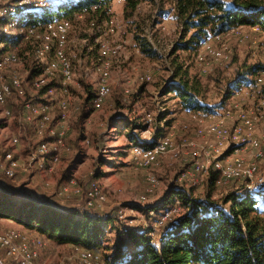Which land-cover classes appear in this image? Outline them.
Wrapping results in <instances>:
<instances>
[{
  "label": "rangeland",
  "instance_id": "rangeland-1",
  "mask_svg": "<svg viewBox=\"0 0 264 264\" xmlns=\"http://www.w3.org/2000/svg\"><path fill=\"white\" fill-rule=\"evenodd\" d=\"M54 6H49L48 9ZM112 12L111 20L99 27L85 21L83 15L74 19V28L68 44L75 65L74 83L68 97L70 115L66 146L69 149L64 152L54 173L45 174L34 169L24 171L27 158L37 145V138L22 121L19 107L13 106L10 118L4 117L0 108V147H5L9 143L13 133L19 136V144L14 148L20 166L16 178L4 185L6 189L4 192L14 193L12 199L19 203L31 200L57 204L64 209L79 208L83 211L85 206L78 199L83 197L84 187L88 181L96 179L106 193L107 200L101 211L91 212L112 214L116 217V226L108 229L103 244L98 248L103 259L107 261L114 251V242L120 237L119 232L123 231L121 227L155 228L156 231L151 237L158 242L167 228L158 227L156 223L162 211L176 207L177 211L173 212L172 218L188 211V207L183 206L179 197H175L172 203L163 204L165 202L163 199L171 188H184L189 197L198 200L209 199L225 210H228L230 205L224 203L225 197L229 193L246 189L245 180L231 182L219 180L212 184L207 173H196L192 170V163L196 158H200L201 146L204 143L194 131L202 123L196 117H191L188 110L180 108L176 94L163 92L176 67L182 65L188 70L190 78L200 81L202 90L199 101L205 106L206 111L202 114H212L215 116L213 119L220 118L218 115L224 111L235 112L237 110L235 104L243 110L252 109L261 96H264L263 90V93H259V87L254 86L255 90L246 87L253 83L254 77L258 74L253 77L248 75L249 67L264 66L263 28L255 31L252 30V26L241 25V36L232 32L233 28L224 33L223 38L216 44L218 47L226 46L227 58L216 62L210 60L206 72L202 73L192 52L178 50L172 53L174 45L180 39L181 30L173 20L172 12L157 20L154 28L150 26L148 18L152 17L151 21L155 19L156 9L147 3L140 5L134 15L133 19L137 24H131L124 19L123 0H115ZM24 13L20 14V19ZM31 13L39 15L46 14V11ZM32 18L33 15L27 14L21 20ZM3 29L0 23V38L3 41L19 36L17 31ZM138 36L149 41L151 52L141 50L136 40ZM11 43L9 47H13L17 52L28 50L23 37L17 40V43ZM102 43L107 44L110 49H116L117 54L110 57V93L100 105L92 107L91 101L87 102L86 99L97 87L100 54L103 55L99 46ZM30 55L26 57V67L32 62ZM146 76L150 77L149 80H146ZM240 76L248 79V83L237 85ZM83 112L85 117L82 118ZM147 114L151 115V122L155 123L152 127H148L150 122L147 120ZM234 120L235 116H232L230 122ZM131 131L135 134L136 142L129 138ZM161 133L170 136L176 150L162 155L157 165L149 169L135 164L130 159L131 146L137 142L149 144L151 139H157ZM261 140L264 145V138ZM230 152V149L226 150L222 156ZM231 156H241L247 161L253 160L251 153L244 152V148L240 152L232 153ZM260 159L257 162L264 169V158L262 161ZM150 172L156 177L154 185L147 179ZM70 176L76 178L82 193L72 194L71 198L77 200L65 202L64 197L55 196V192ZM261 190H264V187ZM260 200L264 204V194L260 195ZM134 203L142 206L158 205V208L164 209L145 212L135 209ZM118 215L123 217L120 218ZM9 228L40 235L34 227L11 217L0 216V232ZM45 238L48 241L40 254L41 263L77 264L75 259L77 247L84 248L83 245L59 243L53 238ZM122 239L127 244L124 235Z\"/></svg>",
  "mask_w": 264,
  "mask_h": 264
},
{
  "label": "trees",
  "instance_id": "trees-1",
  "mask_svg": "<svg viewBox=\"0 0 264 264\" xmlns=\"http://www.w3.org/2000/svg\"><path fill=\"white\" fill-rule=\"evenodd\" d=\"M65 1L67 0H56L52 3L55 6L49 9L25 12L21 19L30 14L33 18L26 19L27 24L39 25L49 20L66 18L74 25V19L83 15L85 21L92 22L94 27H99L111 20L112 6L115 2V0ZM143 3L156 9L155 19L151 21L152 17L148 18L152 28L158 23L157 20L172 12L173 20L181 28L180 39L172 49L173 54L178 50L194 54L208 35L223 34L237 26H259L264 29L262 0H123L124 19L131 24H137L133 18ZM41 11H46V14L31 13ZM4 38L6 39L7 36ZM21 38L22 36L19 35L4 42L13 40L17 43ZM136 40L143 52L152 51L147 39L138 36ZM24 42L28 50L19 51L22 55L31 52L30 44ZM100 57L101 62L103 56L100 54ZM261 69H264L263 65H252L247 73L253 77ZM35 73L34 69H30L28 79ZM248 81L244 76H240L236 84L240 85ZM47 88H42L39 93H45ZM201 90L200 81L190 78L188 70L178 65L163 92L176 94L180 108L204 111L205 106L199 101ZM93 94L91 93L86 99L87 102L91 101V104ZM83 117H85L84 112ZM129 138L136 142L133 131L129 133ZM136 144L148 145L142 142ZM208 178L212 184L219 181V175L212 170L209 171ZM263 187L264 185L247 192L240 190L229 193L224 199L225 204H230L228 210L209 199H193L184 188L173 187L166 193L163 204L172 203L175 197H179L183 206L188 207V211L170 219L162 226L167 228L158 242H155L150 235L155 228L121 227L123 231L119 232L120 237L114 242L111 258L105 262L107 264H264V204L260 200V195L264 194V190H261ZM13 194L0 191V216L11 217L34 227L40 235L53 238L59 243H74L83 245L84 248L98 249L103 244L108 229L114 228L116 224V217L112 214L100 215L79 208L64 209L31 200L19 203L12 199ZM134 208L145 212L164 209V207L158 208V205L140 204H135ZM123 235L127 238V244L122 239Z\"/></svg>",
  "mask_w": 264,
  "mask_h": 264
},
{
  "label": "bare ground",
  "instance_id": "bare-ground-1",
  "mask_svg": "<svg viewBox=\"0 0 264 264\" xmlns=\"http://www.w3.org/2000/svg\"><path fill=\"white\" fill-rule=\"evenodd\" d=\"M54 1L56 0H0V23L3 25V30L17 31L23 40L31 46V52L28 51L22 55L13 47H9L10 40L6 43L0 38L1 113L4 117L10 118L13 113V106L19 107L22 121L37 138V145L29 157L32 160H29L27 170L30 171L35 168V171L45 174L55 172L64 152L69 149L66 146L67 125L70 115L68 97L71 85L74 83L75 65L68 44L74 25L72 21L66 18L31 25L22 21L20 14L38 11L40 10L38 8L41 7L46 9L52 6ZM240 28V26L235 27L232 32L241 36ZM259 29V26H252V30ZM245 36L248 37L246 33ZM245 36H243L244 39ZM222 38V34L209 36L207 46L204 39L197 47L194 60L199 63L202 73L206 72L210 60L216 62L227 58L226 46L218 47L216 44ZM100 50H102L104 57L99 66V77L92 98V106L100 105L110 93V57L117 54L116 49H110L105 43L101 44ZM29 55L32 62L28 63L26 67V57ZM105 55L109 56L106 57ZM30 69H34L36 73L28 79ZM149 78L146 76V80ZM260 81L261 86H264V77L262 78L261 71L254 77L253 83L246 87L255 90L254 86L259 87V84L256 83H260ZM44 87H48L46 92L40 94L39 91ZM235 107H237L235 112L227 111L218 119H213L215 116L212 114L203 115L202 112L204 111L192 116L202 123L194 131V134L204 140L200 158H196L192 163V170L196 173L205 174L212 170L219 175L221 181L245 180V192H247L264 185V169L257 162L258 159L261 158L260 161H262L264 158V145L261 140L264 138V96H261L257 105L252 108L253 111L248 116V120L247 117L243 116V108L239 105ZM161 110L164 111V108L161 107ZM232 116H235L234 122H230ZM147 120L152 121L151 115L147 114ZM227 138L230 139L228 143ZM238 138L240 141L252 140L253 153L251 156L253 160L247 161L241 156H237V159H226L232 153L240 152L244 148L240 146ZM18 144L19 136L13 133L9 143L5 147H0V184H7L8 178L17 175L18 162L14 156V147ZM142 148H157V150L150 152L149 159L142 160L140 151ZM229 149L230 154L222 156L224 151ZM175 150L176 146H174L170 136L161 133L157 139L150 141L148 145H132L130 159L140 167L149 169L157 165L162 155ZM212 156L213 166L209 168V164H212ZM222 170H228V172L222 174ZM247 178H249V188ZM147 179L152 185L156 183V177L151 172ZM87 189L91 198L96 199L99 206L103 207L107 196L98 181L91 179V185L88 181L84 191ZM58 191L67 194L69 198L72 194L80 195L82 193L74 176L68 177L61 183ZM175 211H177L176 207L164 209L159 216L157 226L160 227V223L163 226L172 218ZM119 217L122 218L123 215ZM154 232L155 230L151 231L150 235L153 236ZM47 241L44 236L31 235L27 231L22 232L12 228L4 230L0 232V244H6V249L11 253V258H2L0 254V264H44L39 261V258L41 251L47 245ZM75 259L77 264H107L99 249L95 255L92 254V249L77 247Z\"/></svg>",
  "mask_w": 264,
  "mask_h": 264
},
{
  "label": "built area",
  "instance_id": "built-area-1",
  "mask_svg": "<svg viewBox=\"0 0 264 264\" xmlns=\"http://www.w3.org/2000/svg\"><path fill=\"white\" fill-rule=\"evenodd\" d=\"M39 24V23H38ZM209 36H214V34H210L205 38L206 42V46H207V39ZM262 72V78L264 77V69H261ZM204 73V72H203ZM259 84V93H263L262 90L264 91V87H261V81L260 83H256ZM248 89V88H247ZM243 111V116L247 117L248 120V116L250 114H252V109L249 110H242ZM226 113V111L220 113V115H218V117H221V115H224ZM206 113H204L203 115H205ZM64 123V121H63ZM62 123V125H63ZM154 122H150L148 127H152V125H154ZM24 130V129H23ZM229 138H227V143L229 142ZM238 141L240 142V146L244 147V152L246 153H253L252 152V140L251 139H247V141H240V139L238 138ZM36 143V142H35ZM158 148V147H157ZM157 148H151V149H140L141 151V158L142 160H147L150 157V152L153 150H157ZM227 160L230 159H237V156H229V158H226ZM27 160H32V158H27ZM33 162H36V160H33ZM250 165H251V161H250ZM213 166V156H212V164H209V168H212ZM226 172H228V170H222V174H225ZM16 177L13 178H8V183L9 181H12L13 179H15ZM200 180H204V179H200ZM1 186H4L5 184H0ZM89 185H91V180H89ZM247 186L249 188V178H247ZM55 196H63L65 199V202H69V201H73V200H77V199H72L69 198L67 194L61 193L58 191V188L55 192ZM79 201H82L85 209L89 210V211H96L99 212L101 211L104 207L99 206L98 202L96 199L91 198V195L88 194V189L84 191L83 197L78 199ZM160 227H161V223H160ZM0 254L2 258H11V253L6 249V244H0ZM92 254L97 255V248L96 249H92Z\"/></svg>",
  "mask_w": 264,
  "mask_h": 264
},
{
  "label": "crops",
  "instance_id": "crops-1",
  "mask_svg": "<svg viewBox=\"0 0 264 264\" xmlns=\"http://www.w3.org/2000/svg\"><path fill=\"white\" fill-rule=\"evenodd\" d=\"M241 27V26H240ZM224 36V33L222 34V37ZM235 106H236V104H235ZM189 111V113H190V116L192 117V116H194L196 113H198V112H200V111H192V110H188ZM210 115V114H209ZM152 140H154V139H151L150 141H152ZM149 141V142H150ZM16 151H15V153H14V156H16ZM17 157V156H16ZM15 157V158H16ZM29 158V157H28ZM17 159V162H18V164H17V171H18V169H19V166H20V162H19V160H18V158H16ZM28 163H29V160H27V162H26V164H25V167H24V171H29V170H27V165H28ZM34 170H35V168H33ZM32 169V170H33ZM17 176V175H16ZM54 200V199H53ZM52 200H50V202H51ZM58 201V200H57ZM51 204V203H50ZM51 205H55V206H59V205H57V204H51ZM81 205V204H80Z\"/></svg>",
  "mask_w": 264,
  "mask_h": 264
},
{
  "label": "water",
  "instance_id": "water-1",
  "mask_svg": "<svg viewBox=\"0 0 264 264\" xmlns=\"http://www.w3.org/2000/svg\"><path fill=\"white\" fill-rule=\"evenodd\" d=\"M0 190L6 191V189L4 188V186H1V185H0ZM40 203H43V202H40Z\"/></svg>",
  "mask_w": 264,
  "mask_h": 264
}]
</instances>
